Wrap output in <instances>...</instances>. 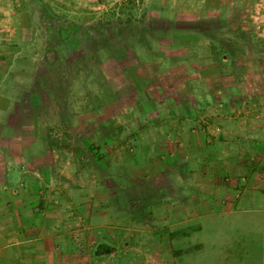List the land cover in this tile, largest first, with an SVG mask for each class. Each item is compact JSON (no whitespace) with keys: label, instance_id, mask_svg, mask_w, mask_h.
Returning a JSON list of instances; mask_svg holds the SVG:
<instances>
[{"label":"rangeland","instance_id":"rangeland-1","mask_svg":"<svg viewBox=\"0 0 264 264\" xmlns=\"http://www.w3.org/2000/svg\"><path fill=\"white\" fill-rule=\"evenodd\" d=\"M263 123L264 0H0V186L56 264H264Z\"/></svg>","mask_w":264,"mask_h":264},{"label":"crops","instance_id":"crops-1","mask_svg":"<svg viewBox=\"0 0 264 264\" xmlns=\"http://www.w3.org/2000/svg\"><path fill=\"white\" fill-rule=\"evenodd\" d=\"M249 130L248 133L252 137L257 136L255 135L256 129L251 130L249 128ZM258 137L257 139L260 140L259 145L264 147V133L261 137L259 135ZM39 149L45 150L46 148L42 144ZM260 157L261 163L264 165V149H262ZM22 160L28 162L32 160L36 165L43 162L44 168L40 166L36 172L33 171L31 177L38 176L39 172L45 178H49L51 173L58 175V178L60 177L63 180L65 167L62 161L63 157L60 154H50L48 152L41 154L37 151L35 154L23 155ZM49 163L56 165L53 173L46 168ZM225 168L228 169V167ZM4 173L11 174V171H5ZM78 176H80L79 173ZM22 178L26 180L28 176L22 175ZM23 182L21 181L18 184L20 187L15 185L17 188H14L15 186H0V264H56L54 258H56L57 252L54 251L58 249V246L53 247L52 244L57 241L63 242L66 237H69L70 233L65 231V224L62 221L59 209L52 210V207H56L43 201L36 204L34 195L30 194L33 189L25 183L26 181ZM31 185L33 186V184ZM73 202L76 204L77 201ZM77 203L81 202L78 201ZM37 205L44 208L41 214H34L33 212ZM261 207L264 208L262 205ZM77 208H79V205ZM58 216L61 220L58 219ZM60 222L61 224H59ZM55 228H64V231L63 233H56Z\"/></svg>","mask_w":264,"mask_h":264}]
</instances>
